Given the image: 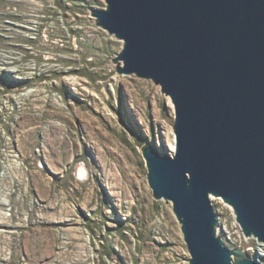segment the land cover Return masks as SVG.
Returning a JSON list of instances; mask_svg holds the SVG:
<instances>
[{
	"label": "rangeland",
	"instance_id": "rangeland-1",
	"mask_svg": "<svg viewBox=\"0 0 264 264\" xmlns=\"http://www.w3.org/2000/svg\"><path fill=\"white\" fill-rule=\"evenodd\" d=\"M105 8L0 0V264H189L140 149L168 150L174 106L118 72L123 42L91 15ZM210 201L238 243L231 206Z\"/></svg>",
	"mask_w": 264,
	"mask_h": 264
},
{
	"label": "water",
	"instance_id": "water-1",
	"mask_svg": "<svg viewBox=\"0 0 264 264\" xmlns=\"http://www.w3.org/2000/svg\"><path fill=\"white\" fill-rule=\"evenodd\" d=\"M97 26L122 40L119 73L150 79L175 110L174 150L141 152L189 264H261L217 231L210 197L264 243V0H105Z\"/></svg>",
	"mask_w": 264,
	"mask_h": 264
},
{
	"label": "built area",
	"instance_id": "built-area-1",
	"mask_svg": "<svg viewBox=\"0 0 264 264\" xmlns=\"http://www.w3.org/2000/svg\"><path fill=\"white\" fill-rule=\"evenodd\" d=\"M218 222H219V219H218ZM217 231L222 235V238L228 247L232 248L231 246H233V248H238V247L243 248L252 257L256 256L257 260L260 261L261 264H264V243L258 242L253 237L245 236L243 232H241L242 229L240 228L239 224L237 228L238 243H234L233 242L234 240L231 239L230 235L228 233H224V230L222 229V225L220 224V222H219V227ZM251 238L253 240L252 243L248 244L245 247L241 245V244L246 243L247 240Z\"/></svg>",
	"mask_w": 264,
	"mask_h": 264
},
{
	"label": "bare ground",
	"instance_id": "bare-ground-1",
	"mask_svg": "<svg viewBox=\"0 0 264 264\" xmlns=\"http://www.w3.org/2000/svg\"><path fill=\"white\" fill-rule=\"evenodd\" d=\"M168 150L172 152L174 150V138L172 139V142L168 144ZM85 172L84 168H81V173Z\"/></svg>",
	"mask_w": 264,
	"mask_h": 264
}]
</instances>
